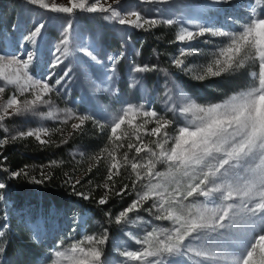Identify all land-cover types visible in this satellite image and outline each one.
<instances>
[{
  "label": "rangeland",
  "instance_id": "374dc122",
  "mask_svg": "<svg viewBox=\"0 0 264 264\" xmlns=\"http://www.w3.org/2000/svg\"><path fill=\"white\" fill-rule=\"evenodd\" d=\"M8 1L16 5V9H11V13L13 11L15 13V18L11 22L8 20V14L0 16V54H15L23 59L27 51L37 50L38 60H34L29 65L28 71L34 79L41 80L46 78L49 72H54L56 75L48 81L50 84L62 76L64 71L69 72V75L61 81V84L56 86L57 91L49 93L52 104L40 105L37 110L48 112L50 107L57 110L70 109L75 113L94 117L96 121L103 124V129L90 119L86 120L79 130H74L71 125L79 123V121L71 119L68 120L67 124L63 123L64 112H59V118L56 119H41L38 116L26 114L13 116L5 120L4 124L10 129V132L6 133L3 129H0L3 138L16 131H26L39 126L52 130L49 135L41 138L51 141L46 144L53 145V149H61L64 152L65 158H68V167H70V172L67 173L66 177L68 180L69 178L72 179V182L69 183L70 186L76 179L80 180V183L75 185L73 192H76L77 197L84 200L86 204L79 200L72 203L67 211L56 210L52 206L47 213L42 211L43 209L33 212L31 206L26 205L20 211H17L13 209L12 202L6 199L8 191L5 189V199L0 200V225H2L0 227V249H2L0 251V264H19L7 253L11 235L15 232L14 225H19L18 223H23L28 228L31 239L41 248L35 264H52L53 260L56 259L60 260V264H70L65 258H56L54 256L55 251L67 250L79 241H83L81 247H91L92 245L87 242L86 237L102 234L104 229H107L108 240L102 246L104 250L102 259H106L109 264H139L138 261L129 260L127 257L122 256L121 252L139 250L143 245L137 244L136 238L143 239L154 228H171L172 223L169 220H155L152 215L145 211V209L151 207L153 199L145 202L139 211L129 213L127 220H122L120 224L115 223L116 215L136 199V193L131 189L135 174L132 172L130 164H124V153H128L130 161L133 157L140 161L146 159L149 155L146 152L137 155L135 149L129 150L127 145L133 143L136 146H142L143 142L148 147L155 148L153 141L165 139L164 132L168 133V137H174L177 134V127L186 123L185 118L179 112L173 113L170 111V108L180 107L181 93L197 104L211 105L200 103L197 100L198 98L189 91V84L197 86L198 91H200L199 95L202 97L201 100L207 103L209 99L204 90L220 94L222 97L220 102H222L228 96L248 89L253 83H258V80H253L251 73L256 72L258 74L259 62L248 59L243 52L238 57V59L244 61L243 67L234 71L223 72L220 76H206L203 80L196 79L193 75L181 71L172 63L174 58L180 56L181 49L190 46L195 51L188 52L180 58L184 59L187 65L199 68V66L207 64L212 59L213 51L222 42L226 43L225 37H214L208 33L204 36H198L191 45L188 42L179 43L176 37L181 27L186 26L195 29L196 26H191L190 21L193 15L201 20L200 24L226 31H238L240 25L248 22L252 16L249 8L251 0H230L229 3L219 6H208L202 12H197L196 7L204 3V0H169L167 4L147 3L145 0H119L117 4L114 3V0H107V3L112 4L118 12L136 10L145 17L156 18L160 21L155 27L148 28L146 25L145 28L148 30L105 20L103 17L109 15V13H89L77 9L74 10V15L70 17L66 13L53 12L50 8H42L39 4H30L27 0ZM104 2L105 0H101V3ZM44 3L47 5L53 3L67 5L68 0H44ZM2 10L0 9V11ZM257 11L264 14V8H259ZM1 14L5 13L0 12ZM226 17H233L238 22L226 20ZM132 19L135 18L132 17ZM167 19H172L174 23L172 25L163 23ZM69 20L73 22L74 31H70L68 34L67 47L69 54L65 57L62 52H57L56 49L57 46L61 49L65 47V45L60 44L61 33L63 26ZM40 23H43L45 28L42 29L41 36L37 37L36 45L33 46L31 43L24 42V37ZM159 28L162 29L163 34L157 32ZM205 41L210 42L205 43ZM22 44L23 47H21ZM85 46L90 50L94 46L95 54L98 55L102 63H96L83 51H80ZM120 52H123L124 55L115 64L114 78L107 79V76L112 75L107 71V57ZM56 56H61L63 63L51 68L52 61ZM136 65H148L150 69L151 66L155 65L156 68L155 70L139 73L133 71ZM4 71L6 73L10 72L7 68ZM221 77L222 79H219ZM228 79H235L237 82L230 84L228 83L230 80L226 81ZM94 81L95 85H99V88L94 85ZM225 81L227 83H224ZM222 82L224 85H229L233 92L227 94V92L221 91L218 88L219 86L216 85ZM0 86L5 88V92L0 94V97H2L0 103L12 94H17L21 100L32 98L31 92H25L24 95L20 96L15 85L7 84L2 78H0ZM169 90L171 100L165 95L166 91ZM48 98L45 97V99ZM127 104L143 105L148 110L154 109L158 114L172 119L174 122L162 129L161 134L150 135L148 134L150 130L156 127V123L152 118L137 115L134 124H143V127L137 131L134 125L129 124L128 121L132 120V117L129 116L120 129L117 130V134L126 133L127 135H122L120 141L113 138V141L110 142L111 126L115 119L122 114V109ZM192 118L191 116L188 117V119ZM146 120L150 122L145 124ZM137 135H139L140 140L136 139ZM28 138H33V144L36 146L41 147L44 145L37 141L34 136L18 138L10 144ZM63 140H67V143H62ZM89 140L95 142L96 145L91 148ZM171 143L170 139L165 147H170ZM119 144L124 146L117 148L116 145ZM4 147L5 145L0 149ZM103 149H107V151H102ZM109 152L122 165L120 172L123 171L124 181L121 182L128 184L129 189L122 196L117 197L115 203L120 210L114 216L111 214L109 217L105 214L104 219L97 220L94 213L96 208L94 207L101 206L98 200L104 197L106 193H108L107 201L108 198H111L108 189L103 187L106 182L109 185L110 183L109 181H103L101 185L92 186V180L88 178V173L93 170L98 161H102L103 172L105 171L104 173L107 176L112 162ZM1 154L2 151H0ZM93 157H98V159H93ZM55 161L57 162V160ZM155 170L165 172L167 171V165L158 163ZM115 171L113 169V172ZM138 171L144 173L145 169L141 168ZM148 179V177H145V180L139 181L137 187L140 188ZM0 182H4V177L0 178ZM155 182L153 180V183ZM84 196L89 198L84 199ZM192 199L190 197L189 201ZM197 199L203 200L204 198L197 197ZM185 203H188V201H185ZM100 215L102 216V214ZM137 217L143 219L138 220ZM32 224H36L37 232L29 229ZM199 243L200 241H193L194 246ZM229 248L234 255L240 252L237 245L229 244ZM76 255H80V253H76ZM149 259L155 258L150 257ZM168 259L170 262L180 261L181 264H193V260L198 258L169 257Z\"/></svg>",
  "mask_w": 264,
  "mask_h": 264
},
{
  "label": "snow or ice",
  "instance_id": "6c2138e0",
  "mask_svg": "<svg viewBox=\"0 0 264 264\" xmlns=\"http://www.w3.org/2000/svg\"><path fill=\"white\" fill-rule=\"evenodd\" d=\"M30 4H39L42 8H50L53 12L66 13L70 17L74 15V10L79 9L89 13H109L104 16L105 20L114 21L120 25H129L138 28L155 27L158 19L148 18L139 11L129 10L118 12L112 4L101 3V0H68L67 5H57L53 3L47 5L44 0H27ZM147 3L167 4L169 0H145ZM230 0H209L210 4L229 3ZM119 3V0H114ZM70 5V6H69ZM252 16L249 21L242 23L238 31H226L204 24L196 25L195 29L181 27L176 40L189 45L198 37L206 33L214 37H225L226 43L222 42L212 53V59L205 65L189 66L184 59L188 52L195 49L190 46L180 50V56L172 60L173 65L181 71H185L194 78L203 80L206 76H220L223 72L236 70L244 66V61L238 59L243 52L252 61L259 62V72H252L254 81L251 87L246 90L228 96L220 103L208 106L197 104L181 93V103L179 108H170L173 113L179 112L186 120V123L178 126L177 134L168 137L164 132L165 139L153 141L155 148H150L146 144L136 146L129 143V150L135 149L137 155L141 152L148 153L146 159L137 161L135 157L129 160L128 153H124V164H130L135 179L132 181L131 189L136 193V199L131 204L120 211L115 217V223L120 224L122 220L128 219V214L139 211L145 202L153 199L151 207L145 209L155 220H169L171 228H154L148 232L143 239L136 238L137 244L143 247L136 251H122L121 255L129 260L138 261L139 264H181L180 261H169V257H193V264H264V14L257 11L264 8V0H251L249 4ZM134 17L135 19H132ZM226 20L238 22L233 17H226ZM163 23L172 25V19L164 20ZM43 23L38 24L26 37L24 42L37 43V37L41 36ZM145 30H148L145 28ZM74 31L72 20H69L62 29L61 45L56 51L62 52L65 57L69 54L68 34ZM210 41H205L209 43ZM23 47V44L21 45ZM83 51L91 60L102 63L98 55L95 54L94 46L90 50L87 46L82 47ZM120 52L107 57V71L112 75L107 79H113L115 74V64L123 57ZM34 60H38L37 50L27 51L22 59L15 54H0V78L9 85H15L20 96L25 92H31V99L21 100L17 94L10 95L0 103V129L6 133L10 132L4 122L13 116L31 114L41 119L59 118V112H64L63 123L75 119L79 123H73L72 129L79 130L86 120H93L101 129L103 124L96 121L94 117L87 114H78L70 109L57 110L49 108L48 112H40L37 109L40 105H51L52 99L49 93L57 91L56 86L61 84L68 75L64 71L63 75L57 78L54 83L48 81L56 74L49 72L46 78L34 79L29 73V65ZM63 63L61 56H56L52 61L51 68ZM10 70L6 73L4 69ZM156 66L136 65L134 72L142 73L147 70H155ZM138 82V81H136ZM95 85V81L93 82ZM99 88V85H95ZM134 86V85H133ZM5 92V88L0 86V94ZM166 97L171 100L170 90L166 91ZM49 97L45 99V97ZM2 99V97H0ZM175 103V102H173ZM137 115L150 117L155 121L156 127L150 130V135L161 134L162 129L173 123L157 113L156 110L145 109L143 105L127 104L122 109V114L118 116L111 126L109 141L113 138L116 141L122 139V135L117 134V130L125 123L129 116L130 125H134L137 131L143 124H134ZM193 117L188 119V117ZM150 121L146 120L144 123ZM49 128L39 126L26 131H16L3 139H0V147L23 137H35L41 144L50 143L42 139V136L49 135ZM140 140L139 135L136 136ZM171 139V146L165 145ZM62 143H67L63 140ZM124 145H116L117 148ZM102 151H107L103 149ZM112 162L108 169L106 181L103 185L108 192L117 196H122L128 189V184H123L120 189H116L114 176L120 175V165L116 157L109 152ZM98 159V157H93ZM56 161H51L55 164ZM163 163L167 165V171H156V165ZM145 169L142 173L138 169ZM113 169L116 171L113 172ZM90 170V169H89ZM7 171V169H5ZM10 177L15 178L21 175H28L25 170L13 171ZM44 176V173L41 172ZM140 188L137 187L139 181L145 180ZM35 183H42L32 177ZM153 180L156 182L153 183ZM66 182H72L69 178ZM76 179L72 183L73 188L79 184ZM7 185L0 182V200H4V190ZM83 195L82 193H78ZM107 195L98 200L100 205L107 203ZM193 199L189 201V198ZM203 197V200L197 199ZM89 197L84 196V199ZM188 201V203H185ZM155 210V211H153ZM111 216V213H106ZM142 220V217H137ZM2 227V225H0ZM191 238V239H189ZM91 247L84 248L80 245L83 241L74 243L69 249L54 253L56 258H65L70 264H109L104 256L103 245L108 240L107 229L102 234L86 237ZM186 241H188L186 243ZM193 241H200L196 246ZM229 244L237 245L239 254L234 255L229 248ZM2 251V249H0ZM80 253V255H76ZM150 257L155 259H149ZM52 264H60V260H53Z\"/></svg>",
  "mask_w": 264,
  "mask_h": 264
},
{
  "label": "trees",
  "instance_id": "16d2710c",
  "mask_svg": "<svg viewBox=\"0 0 264 264\" xmlns=\"http://www.w3.org/2000/svg\"><path fill=\"white\" fill-rule=\"evenodd\" d=\"M0 12L8 14V20L13 22L15 18L14 11L11 13V9H16V5L9 3L8 0H0ZM10 11V13H8ZM158 33H162V29H157ZM171 40V39H170ZM169 40V41H170ZM219 79H222L219 78ZM232 79V78H231ZM228 79V83L234 84L237 82L235 79ZM224 83H227V82ZM224 83H218L216 85L221 91L227 92V94L233 92L229 85ZM189 91L198 98L197 100L203 104H214L220 102L222 97L220 94L215 92H206V96L209 102L204 103L200 97V91L194 84L188 85ZM3 139V134L0 131V139ZM34 139L28 138L26 140H18L14 143H9L5 147L0 149L2 154L0 155V178L4 177V182L7 185L8 196L7 200L12 202L13 209L20 211L26 205L31 206L33 212L38 209H43L45 213L48 212L50 207L54 206L56 210L67 211L71 204L77 202L79 199L74 191L72 185L66 177L67 173L70 172L68 167V158H65L64 152L61 149H53V145L44 144L41 147L33 144ZM90 146H95L96 143L91 140L88 141ZM57 162L51 164V161ZM94 166L93 170L88 173V178L92 180V186L101 185L103 181H106L105 171L103 172L102 161H98ZM7 169V171H5ZM25 170L28 175H21L19 177L12 178L9 173L13 171ZM44 173V176L41 175ZM121 174L115 176L113 180L116 182V189H120L123 186L124 175L123 171ZM35 177L38 180H42V183H35L32 180ZM110 185L112 182H110ZM110 199L105 205L96 206L97 220L105 218L106 213L114 216L119 210L116 207L117 195L110 193ZM114 195V196H113ZM84 203V200H82ZM86 204V203H84ZM98 212V214H97ZM102 214V216L100 215ZM14 225L15 232L11 235L10 245L8 248V255L11 256L16 263L19 264H35L38 254H40V246L31 239V234L28 228L23 223Z\"/></svg>",
  "mask_w": 264,
  "mask_h": 264
},
{
  "label": "bare ground",
  "instance_id": "6f19581e",
  "mask_svg": "<svg viewBox=\"0 0 264 264\" xmlns=\"http://www.w3.org/2000/svg\"><path fill=\"white\" fill-rule=\"evenodd\" d=\"M222 4H224V3H221V4H210L209 3V0H204V3H202V4H199V5H197V7H196V11L197 12H202V11H204V10H206V8L208 7V6H216V5H222ZM190 21H191V26H196V25H198V24H200V22H201V20L198 18V17H196L195 15H193L191 18H190ZM183 27H186V26H183ZM190 28V27H189ZM181 29V28H180ZM179 42V41H178ZM179 43H181V42H179ZM37 224V223H36ZM36 224L34 225V224H32L31 225V227L29 228L30 230H33L34 232H37L36 231ZM39 232V231H38Z\"/></svg>",
  "mask_w": 264,
  "mask_h": 264
}]
</instances>
